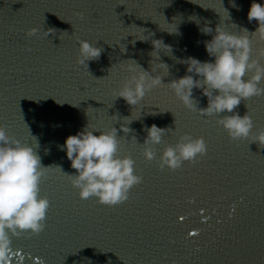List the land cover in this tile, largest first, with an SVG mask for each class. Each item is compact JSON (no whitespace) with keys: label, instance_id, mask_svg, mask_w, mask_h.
Segmentation results:
<instances>
[{"label":"water","instance_id":"95a60500","mask_svg":"<svg viewBox=\"0 0 264 264\" xmlns=\"http://www.w3.org/2000/svg\"><path fill=\"white\" fill-rule=\"evenodd\" d=\"M234 2L0 0V125L22 143L35 147L37 138L42 164L51 166L40 183L50 201L45 228L11 235L6 264H264V145L233 139L218 123L225 113L189 109L167 84L185 74L181 59H214L204 41L215 31H199L205 23L236 34L247 28L250 36L256 30L258 22L247 18L251 0ZM33 27L38 31L28 35ZM148 32L154 33L148 40L136 39ZM78 38L103 49L88 67L77 62ZM153 39H163L172 53L152 56ZM251 41V58L264 64V40L257 34ZM130 58L149 72L151 61L169 66V73H152L163 83L136 106L116 98L130 76ZM201 91L193 94L206 107ZM234 111L252 116L251 135L264 130V95L241 99ZM113 115L132 120L133 132H118V154L133 158L142 180L127 200L107 205L95 196L82 199L56 165L74 173L58 145L88 123L119 129L124 121ZM152 124L167 130L148 160L143 143ZM185 133L204 137L207 152L177 169L161 168L165 147Z\"/></svg>","mask_w":264,"mask_h":264},{"label":"clouds","instance_id":"9594fccd","mask_svg":"<svg viewBox=\"0 0 264 264\" xmlns=\"http://www.w3.org/2000/svg\"><path fill=\"white\" fill-rule=\"evenodd\" d=\"M232 2L235 6L234 0ZM247 18L249 22L253 19L258 22L251 36L247 28H243L241 34H236L225 31L221 23L216 25L215 30L210 23L201 26L199 31L202 33L211 34L215 31L210 40L204 41L206 51L214 59L201 61L195 56L181 59L179 62L187 66L185 74L167 84L187 108L205 115L225 113L220 116L218 123L233 139L250 138L251 141H259L260 145H264V130L251 135L252 116L248 112L241 116L234 111L241 99L264 95V87L260 85L264 80V64L251 58V37L258 34L259 39L264 40V0H251ZM37 31L33 27L28 35ZM167 31L176 32V26L174 31ZM48 33H45L46 36ZM153 35L154 33L148 32L136 39L146 41ZM78 42L80 55L77 62L88 67L87 62L99 58L103 49L86 39L78 38ZM151 42L154 46L152 56L156 54L159 58L160 49L172 53V46L164 43L163 39H153ZM122 51H126L125 46ZM259 56L264 57V48L259 50ZM128 60L131 61L127 64L130 76L116 93V98L122 97L129 105L136 106L148 90L163 83L162 75L152 73L158 72V69L169 73V66L163 61L156 64L151 61L152 70L149 72L135 59ZM194 89H201V94L208 98L206 107H198L200 101L194 96ZM113 116L116 120L124 121L119 129L113 126L104 131L90 127L88 123L82 130L68 135L63 144L58 145L66 152L71 167L75 169L74 173H66L61 165H56L68 176L72 185L79 189L82 199L95 196L100 203L107 205H116L127 200L130 189L142 180L135 173L133 158L118 154V132H133L128 126L132 120L125 122L130 116ZM166 130L156 124L145 127L147 135L143 151L148 160L155 157L153 145L161 142ZM132 139H136V136L133 135ZM36 141L35 147L22 143L9 135L4 125H0V264H6L8 260L6 253L11 246V235H20L25 231L38 234L45 228L50 201L47 196L40 194V183L51 166L42 164L37 151V138ZM206 152L204 137L193 138L185 133L175 146L165 147L160 157V167L167 165L171 169H177L183 161H193L198 158V154L203 155Z\"/></svg>","mask_w":264,"mask_h":264},{"label":"snow or ice","instance_id":"6c2138e0","mask_svg":"<svg viewBox=\"0 0 264 264\" xmlns=\"http://www.w3.org/2000/svg\"><path fill=\"white\" fill-rule=\"evenodd\" d=\"M180 219H181V220H183V219H184V217H183V216H181V217H180ZM197 234H198V232H196V231H194V232H192V233H191V235H193V236H195V235H197Z\"/></svg>","mask_w":264,"mask_h":264}]
</instances>
